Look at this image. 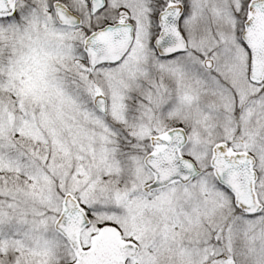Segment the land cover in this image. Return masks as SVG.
Listing matches in <instances>:
<instances>
[{
    "label": "snow or ice",
    "instance_id": "6c2138e0",
    "mask_svg": "<svg viewBox=\"0 0 264 264\" xmlns=\"http://www.w3.org/2000/svg\"><path fill=\"white\" fill-rule=\"evenodd\" d=\"M0 264H264V0H0Z\"/></svg>",
    "mask_w": 264,
    "mask_h": 264
}]
</instances>
